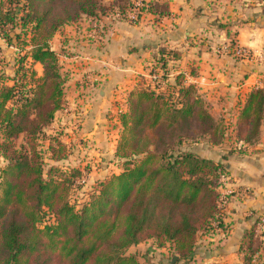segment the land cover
<instances>
[{"label":"trees","instance_id":"trees-1","mask_svg":"<svg viewBox=\"0 0 264 264\" xmlns=\"http://www.w3.org/2000/svg\"><path fill=\"white\" fill-rule=\"evenodd\" d=\"M101 1L24 0L20 23L31 35L25 46L29 50L14 63L12 77L0 73V264H138L128 250L146 241L157 250L167 248L170 258L176 255L175 264H198L199 237L222 227L223 218L216 215L226 166L184 147L205 139L220 148L227 124L210 115L197 88L185 84L182 75L171 79L172 51L162 49L148 67L150 81L140 78L126 96L114 152L120 172L96 180L83 201L71 204L68 191L82 180L81 173L73 169L71 177L60 181L52 166L43 168L38 137L63 108L68 81L50 41L81 16L94 19L97 11L122 15L133 0H113L109 10L99 7ZM4 2L0 0V27L16 21ZM142 3L136 19L124 22L167 15L162 5ZM237 108L229 138L234 145L253 147L264 122V93L251 91ZM20 137L24 142L16 146ZM47 140L51 158L56 147L64 150L53 135ZM47 217L51 223L43 224ZM260 238L255 226L247 233L242 264H253L264 247Z\"/></svg>","mask_w":264,"mask_h":264},{"label":"crops","instance_id":"crops-1","mask_svg":"<svg viewBox=\"0 0 264 264\" xmlns=\"http://www.w3.org/2000/svg\"><path fill=\"white\" fill-rule=\"evenodd\" d=\"M142 1L164 6L167 15L146 14L137 24L99 15L94 31L96 40H89L86 49L78 45L82 50L79 56L74 57L75 61H67L77 67L70 76L75 80L73 86L81 89L82 85L83 95L91 99L86 113L90 116L84 115L87 131L94 134L95 124L99 122L98 109L115 114L124 102L113 104L114 97L121 93L126 98L140 78L148 83V67L162 49L174 52L176 58L168 63L171 79L182 75L185 84L197 88L210 115L214 119L224 118L227 124L224 144L212 150L228 172L221 193L230 194L222 210V227L213 235L199 237L196 257L202 264H242L246 250L240 249L254 226L259 229L264 245V122L255 146L244 144L243 149H237L228 141H231L229 136L233 137L237 107L251 91L264 93V3L261 0ZM55 37L59 36H54L50 45L58 44ZM235 46L246 49L249 58H236L232 52ZM38 68L41 70L38 64L34 65L36 71ZM86 80L88 85H84ZM76 93L78 90L74 88L72 96ZM82 106L78 104V108ZM102 133L92 137L101 145L107 140ZM252 263L264 264V247Z\"/></svg>","mask_w":264,"mask_h":264},{"label":"rangeland","instance_id":"rangeland-1","mask_svg":"<svg viewBox=\"0 0 264 264\" xmlns=\"http://www.w3.org/2000/svg\"><path fill=\"white\" fill-rule=\"evenodd\" d=\"M4 1V7L12 10V12L15 14L16 21L13 23V25L2 23L0 27V73L2 72L5 77H12L14 65L25 54L24 51L29 50V47L25 46H28L31 35L28 28H23L22 23H20L24 0ZM111 3L112 2L109 0H103L98 2V5L99 7H103V9L109 10L112 5ZM3 12L6 11L3 10ZM97 12L99 13L98 15H102L100 11ZM97 18L98 17L90 19L81 16L79 21L73 24H68L55 33L54 36L60 37H55L54 40V42L58 41V44H49L51 50L52 48L57 49L55 53L58 55L59 61L61 62V73L65 74L69 78H67L68 81L64 87V106L59 111V113L57 112L55 114L51 125L46 127L43 130V134L38 137V148L42 151L41 153L43 156L45 155V157L42 158L43 168L46 171L49 169V166H52L54 168L53 175L56 180L62 181L65 179V177H71L70 172H73L74 170H77L79 173H81L82 180H75L72 186L73 188L68 191V198L71 204H76L80 201H83L85 199L86 192L93 187V184L96 182V180H100L104 176H108L112 173L116 174L120 172L119 163H117L114 158L115 148L112 147L114 145L116 147L120 138L118 115L121 112V109L118 112L116 110L115 114L111 113L110 111H107L108 113L105 114L101 109H98L99 113L97 120L100 123L97 122V124H95L93 135L88 133V128L84 123L87 119L84 115H86L88 118L90 116L89 113H86L90 108L91 99L87 98L88 95H83L85 88L82 87V85L81 89H79V87H74L75 85L73 83L75 80L71 77L72 74H74L73 69L75 70L77 67L76 65L71 66L70 64H67V61H75L74 57L79 56L78 53H81L82 50L78 49V45L82 44V47L86 49L89 48V45H87L89 40L93 42L96 40L97 36L94 31L95 27L98 25L96 21ZM81 19L82 21L80 22ZM84 19L90 22L85 23ZM122 21L124 22L125 20L123 19ZM79 22L80 24L76 26V24ZM65 27L70 28L65 29ZM63 41H67L68 43L66 42L64 45L61 43ZM59 42L61 45H59ZM70 66L71 68H69ZM37 72L39 75L41 74V70L39 68L37 69ZM76 72L78 73V70L75 71V73ZM148 81H150V79H148ZM10 83L11 82L9 81H5L6 85H9ZM88 84L89 83L86 80L84 85ZM74 88L78 90V93H76V96L73 97L72 94ZM121 91L123 92V89ZM121 95L122 94L120 93L119 96L117 95L118 97L113 98V104L125 101L126 98L121 97ZM78 102L82 103L83 106L78 108ZM123 108L124 107H122V110ZM101 132L107 136L105 138L107 139L106 143L104 142L102 145L98 144L97 140H93L94 138L92 139V137L96 136L95 134L101 135ZM52 135L57 140H59V142H62L64 150L60 151V149L56 147V153L54 157L51 158L50 152H47V139L48 137H52ZM22 140V137L17 139L16 146H20V144L24 142H21ZM229 142H231V146L234 145L233 140L228 141V143ZM236 144L234 146L235 148ZM107 146L109 152L107 151ZM212 148L215 147L209 145L207 140L201 139L196 144H187V146L184 147V150L206 160L213 161L216 164H223L221 161L219 162L217 155L214 154L215 152H213ZM109 153L112 154L110 155ZM3 165L4 163H2V160H0V167ZM224 182H226V178L222 179L221 181L222 187ZM222 187L220 188L219 193H221ZM50 223L51 219L48 217L44 219L43 224ZM128 251L129 253L136 255L138 264H171V258L169 255L170 253L167 251V248L166 250H157L155 249L152 241L141 243L138 246L130 248ZM196 260L198 264H202L201 259L196 257Z\"/></svg>","mask_w":264,"mask_h":264},{"label":"built area","instance_id":"built-area-1","mask_svg":"<svg viewBox=\"0 0 264 264\" xmlns=\"http://www.w3.org/2000/svg\"><path fill=\"white\" fill-rule=\"evenodd\" d=\"M141 8H143V3L141 0H133L130 3V7L129 9L122 15L120 14H115L114 18L118 21H122L124 20H128V21H132L135 20L136 17L138 16V14L141 11ZM227 49L224 47V50ZM232 52L234 54L235 57L239 58V59H248L249 58V52L241 47H232ZM152 80H155V78L153 77ZM245 147V145L241 142L236 144V148L237 149H243ZM229 192H223L220 193V197H219V212L216 215L217 218H221L222 216V210L223 207L226 205L227 201H228V197H229ZM263 222V221H262ZM213 226H216V223H213ZM258 227L260 228L259 224Z\"/></svg>","mask_w":264,"mask_h":264},{"label":"water","instance_id":"water-1","mask_svg":"<svg viewBox=\"0 0 264 264\" xmlns=\"http://www.w3.org/2000/svg\"><path fill=\"white\" fill-rule=\"evenodd\" d=\"M177 260H178V257H177V256H172V257H171V260H170V263L173 264V263H175Z\"/></svg>","mask_w":264,"mask_h":264}]
</instances>
